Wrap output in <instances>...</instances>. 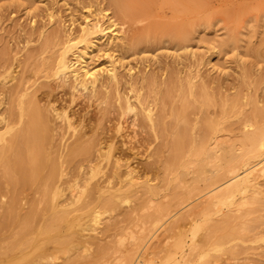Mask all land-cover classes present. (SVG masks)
<instances>
[{
    "label": "rangeland",
    "instance_id": "obj_1",
    "mask_svg": "<svg viewBox=\"0 0 264 264\" xmlns=\"http://www.w3.org/2000/svg\"><path fill=\"white\" fill-rule=\"evenodd\" d=\"M112 1L0 0V88L11 85L12 79L16 76L17 78L15 79L21 77L27 79L28 86H31L33 90L37 87L39 89V84L45 83L48 85L39 90L38 93L44 89L50 91L51 87L49 84L55 83V76L52 73L50 76L45 75L39 71V67L49 59L50 61L55 59L57 53L63 47V41L67 33L76 35L79 32L81 24L84 21L90 20L93 16L100 18L101 23L107 18H111V20L116 19L117 27H114H125L128 36L135 32L150 37L151 42L149 44L144 41L133 49L126 51L127 53H122L123 55L118 51H115L113 54L119 58L124 56L122 62L127 65V69L132 68L133 75L135 74V77L141 79V84L137 86L144 87L143 89L141 88V93L147 97V100L150 99V105L154 108L153 112L163 118L165 116V121L174 122L182 126L185 124L184 119L182 116L176 117L175 115V111L178 112L182 104V98L180 97L184 96L190 101L192 100V108L187 112L189 113L187 114L188 132L194 139H200L202 134L200 126L203 125V121L213 120L214 132H211L207 137L209 140L207 145H210V148H203L199 142H196L194 143L196 147L192 146L189 149H185L182 153V158L173 166H169L162 161H155L157 164L149 162L144 158V155L146 153L153 154L154 152L152 151L157 149L161 144V140L157 138L155 131L147 128H144V131H142L141 127L138 128L136 126L137 137L141 140L137 142L138 145L135 142L139 147V149L135 150L138 152V155H136V158L123 161L124 163L122 162V166L119 167L120 175L118 174L119 177L117 178H108L115 169L111 165V162L107 161L108 158L97 161L96 158L87 160L84 157H79L75 159L76 161L59 163L55 167L57 173L54 172V176L50 181L48 180V183L44 180L43 185L40 187L41 189L36 188L37 192L30 189L20 191L22 193L17 198L18 203H16L15 207L17 206V209L23 212L28 209L31 199L34 196H38L43 187L45 188V184L50 185L47 187L48 192H51V199L47 201L48 203L42 204L44 210L42 218L33 226V231L30 235L33 237V241L26 247L18 244L14 238L13 231L6 227L4 223L7 207L14 203L11 196L13 194L12 188L7 187L5 181H2L0 184V200H2L0 201V264H45V262L46 264H214V223H226L225 217L231 213L236 218V222L245 221L248 227L252 226V229L243 230L244 226L241 223L233 222L234 226H236L234 229L236 232L239 230L241 238L234 235L227 237L219 236L215 238V243L222 244V252H227L228 250L231 252L234 248L241 247L242 251H240L236 259L231 261H237L238 264H264V183H262V181L264 182V175L260 172L261 170L255 171L258 183L248 187L246 192L243 193L244 196L241 192H235L234 196H231V200H229L233 201V203L228 201V205L222 202L218 204V199L216 198L215 207H211V212L207 209V206L213 198L210 193L207 194L209 188L205 187L204 178L202 179L201 175H198L199 170L204 169V167L200 166V162L206 161L208 169L214 166V170L220 169L222 171L226 167V158L236 155V153L240 154H237L238 158L241 157L239 162L235 163V166L238 165L236 169H239H237V172H243L248 168V165L249 167L255 166L256 168L261 165V163H258L263 155L260 157L256 156V158L250 156V153L247 152L249 147L247 138L257 133L264 136V0H135L136 4L145 5L146 8H143L144 10L138 14L137 19H126L135 25V27H132L133 30L130 31L128 30V24L122 22V25L121 20L117 19L120 15ZM179 7L185 9L181 10ZM170 25H174L172 27L173 35H176L177 29L178 31L186 30V38L179 39V37L168 35L167 29L170 28ZM138 27L139 29L137 30L136 28ZM5 57H8L10 63H12L11 70L9 69L7 72H4L2 68V62ZM71 57L73 56L71 55ZM102 60L103 57L96 60V62L99 63ZM122 71L126 72L127 70L122 69ZM174 71L179 77V81L182 80L186 84V88L184 89V94L181 92L182 87L181 90L177 89L178 93H181L180 97L177 96V93H175L177 97L173 96L176 99L174 102L175 109L177 108L173 112L171 106L161 103L162 99H160V95L163 93L164 86H161L159 81H163L168 76V73ZM149 76L155 77L157 81L159 80L156 85H148V80L143 82L144 84L142 83L143 78ZM14 82L16 80H13ZM189 82L192 83V86L195 85V95L190 92ZM129 88V83L122 82L120 86L121 93L126 94L130 92L128 91ZM201 89L206 96L198 94ZM87 93L89 92H86V95H88ZM53 96L58 99L54 104L58 112L60 111L59 113H64L67 110L68 114H73L72 109H75L76 106L66 107L65 101L59 98V96L67 97L63 94L61 88L53 91ZM218 96L221 98H217ZM219 101L220 104H218ZM231 102L232 104H230ZM225 103L226 106H224ZM203 104H206L207 107ZM158 105L164 110H161ZM7 106L6 104H2L0 109H4ZM251 106L255 110H252ZM99 107L101 108L102 105ZM109 107H107L108 111L105 112L102 119L99 116L102 115L101 111L94 105L78 110V113L73 117V128L64 127L59 130L60 134L56 137L57 144L52 149V154H56V156L64 155L66 153V146H63V144H67L75 138L76 134L72 136L74 132L79 133V131L86 130L88 131V136L100 137L107 134V132L108 134L119 135L124 130H132L130 122L136 114L138 115L139 109L121 117L113 112V108ZM258 107L261 109L259 110L260 112L258 111ZM138 108L140 107L138 106ZM197 109L199 112H197ZM159 110L161 111L159 112ZM226 110L229 111L227 112ZM194 113H196V116ZM191 118L196 121L191 120ZM108 122L110 125H108ZM232 125L235 127L240 126L241 129L234 128ZM105 127L108 128L106 129ZM119 128H121L120 133H116ZM62 130L63 132H61ZM9 135V133L4 134L5 137H9ZM141 135L143 137L147 136V138H143ZM167 136L170 137L169 135ZM148 139L150 141H147ZM143 142L145 145L140 146ZM149 144L151 145L150 148ZM146 146L148 148L147 152L145 151ZM208 151L214 157L211 156L209 158ZM122 152L129 151L125 149ZM165 153L167 155L169 151L166 150ZM129 168L132 171L131 173L128 171ZM1 170L2 167L0 166V173ZM172 171L175 172L172 173ZM102 180L105 182L103 183ZM131 180L135 184H132ZM100 182L105 186L109 185V189L121 186L125 192L130 190L129 187L131 185H134L135 191L133 193L126 192L127 197L124 196L125 198H118L114 208L96 207L95 204L98 200L99 192L93 186ZM222 182L220 180L214 183V187ZM175 184L179 185V190H182V192H190L192 195L189 196L187 194L182 198L183 201L182 199L178 200L174 191ZM75 185L77 189H75ZM60 186H62V189ZM224 186L218 189H224ZM148 187L152 189V192L148 191ZM172 187L173 190L171 189ZM175 189L178 188L176 187ZM54 191L57 193L52 198ZM216 191L217 189L214 193ZM221 192L224 193L225 189ZM68 194L70 198L74 195L73 199H70ZM68 199L70 200V204ZM71 200L74 201L71 202ZM51 201L54 205L64 209L65 217H63L56 228L42 229L47 225L48 217L51 219L49 212ZM55 201L58 202L56 203ZM87 202L93 203L92 210H90L91 207L89 208L90 211L83 209ZM188 203L190 204L187 205ZM201 203L204 205L203 207ZM137 207L140 208L137 209ZM214 209H219V212L213 214ZM193 214L194 217L192 216ZM241 215L244 216L241 217ZM157 217L163 218H161L162 220L158 224H155L152 221ZM146 220L149 222L147 223ZM242 238L244 241H242ZM226 240H232V244ZM53 241L56 243L53 244ZM228 255L226 254L225 257ZM44 258H48V261ZM43 259L44 262L42 261ZM80 259L83 260L81 261Z\"/></svg>",
    "mask_w": 264,
    "mask_h": 264
},
{
    "label": "bare ground",
    "instance_id": "obj_2",
    "mask_svg": "<svg viewBox=\"0 0 264 264\" xmlns=\"http://www.w3.org/2000/svg\"><path fill=\"white\" fill-rule=\"evenodd\" d=\"M112 3L114 5V7L117 8V11L119 12V15L121 16V17L116 16L117 19H120L121 23L123 22L124 24H128V26H129L128 30L129 31L133 30L132 27H135V25H133L134 23H131L127 20L137 19L138 14L146 8L145 5L136 4L135 0H113ZM179 8H181V7H179ZM182 9L183 8H181V10ZM123 23H122V25H123ZM116 25H117L116 19L111 20V18H107L104 22L101 23L100 18L93 16L90 20L84 21V23L81 24L79 32L76 35H74L72 33H67V36H66L65 40L63 41V45H62L63 47L57 53L55 59L53 61H50V59H49L45 64L40 65V67H39V71L43 72L45 75L50 76V74L52 73L55 76V83L49 84V86L51 87L50 91L44 89V90L40 91V93H38L39 90H41L44 87H47L48 85L45 83H42L41 85L39 84V89H37L38 88L37 87V88H35V90H33V88H31V86H28L27 79H25L24 77L15 79V78H17L16 76L12 79V82L10 81L11 85H7L5 83V85H7L8 87L3 86L2 88H0V106L2 104L3 105L6 104V106H7V104H8V106L5 107L4 109H0V166L2 167V170L0 173V184L2 181H5L6 186L12 188L13 194L11 196H12V202L14 203V204H10L9 207H7L4 223H5L6 227L10 228V230L13 231L15 240H17L18 244H20L23 247H26L27 245L32 243L33 237L30 235H31V232L33 231L32 230L33 226L36 223H38V221L42 218V213L44 211L42 208V204L47 202L49 199H51L50 198L51 192L50 193L48 192V187H47L49 184L48 185L45 184V188L43 187V190L42 191L40 190L39 195L34 196L31 199V202L29 204L28 209L23 211V212L22 211L20 212L17 209L18 208L17 206L15 207L16 203H18L17 198H19L18 197L19 194L22 193L20 191H25L27 189L36 190V188L41 189L40 187L43 185L44 180L48 183V180L50 181L52 179V177L54 176V172H56L55 167L58 166L59 163H63L64 161L65 162L66 161H69V162L74 161L76 158H79V157L80 158L84 157L87 160L88 159L91 160V158L92 159L96 158L97 161H101L103 159L108 158L107 161L111 162V165H113L115 168L112 171V173L109 175L108 178H110V179H114V177L117 178V177H119L118 174L120 172L119 167L122 166V164L124 163L123 161H129L131 158H136V155H138V152H136L135 150H137V148L139 149V147L137 146L138 145L137 142H140L141 140L137 137V130L135 128L136 126H138V128L141 127L142 131H144V128L151 129L152 131H155L157 138H159L161 140V144L157 147V149L155 151H152V152H154L153 154L152 153H149V154L146 153L144 155L145 156L144 158L147 159L149 162L162 161L169 166H173L182 158L183 151L185 149L191 148L192 146H195L194 143H196V142H199L200 146L203 148H208V147L210 148V145L209 146L207 145L208 141H209L207 139V137L211 132H214L213 120L209 119V120L203 121V125L200 126V128L202 130V134H201L200 139L197 138V139H199L198 141H197V139H194V137L189 134L188 127H187L188 126L187 125V114H189V113H187V112L189 109L192 108L191 106L193 103L191 102L192 100L190 101L187 97H184V96L180 97L179 96L181 93L180 92L178 93L177 89L181 90V87H182L181 92L184 94V89L186 88V84L182 80L179 81V79H178L179 77L177 76L175 71L172 73L171 72L168 73V76L166 78H164L163 81L161 80V82H160L158 80L159 84L161 86H164L163 87V93H162V95H160V97H161L160 99H162L161 103H163V105L168 104V106H171V109L174 112V109L176 107L174 105V102L176 101V99H175V97L173 98V96H176L175 93H177V96L182 98L181 99L182 104L180 105V103H179L180 109L178 110V112L175 111L176 112L175 115H176V117L182 116L185 124L180 126V124L170 122V121H165L164 114H163V116H164V118H163L162 116H159V114H156L153 112L154 108H152L150 105V103H151L149 101L150 99L147 100V97H145V95H143L141 93V91H142L141 88L143 89L144 87L143 86H141V87L137 86L138 84H141V79H139L138 77H135L134 76L135 74L133 75L132 68L127 69V65H125L122 62V59H124V56L119 58L118 56L113 54L115 51H118L121 54L125 53L126 51L133 49L135 46H138L139 44H141L144 41H146L149 44V42H151L150 37L144 36L140 33L137 34L135 32H134V34H131L130 36H128L126 34L127 29H125V27H122L119 24L122 28L121 27L116 28L117 27ZM114 26H116V27H114ZM154 27H156V26L154 25ZM172 27H174V25H170V28L167 29L168 35H170L172 37H179V39L186 38V36H187L186 30L178 31V29H177L176 35H173ZM175 27H177V26L175 25ZM136 29L138 30L139 27ZM122 33H123V35H121ZM30 53H31V51H30ZM71 55L73 57H71ZM101 57H103V60L101 62L97 63L96 60H98ZM39 59H40V57H39ZM20 60H22V59H20ZM33 62H32V64H33ZM2 63L1 64H2V68L4 69V72H7L12 67V63H10V59H8V57H5ZM23 67H24V65H23ZM31 69H32V66H31ZM122 69H125L127 71L123 72ZM16 70H18V69H16ZM35 78H36V76H35ZM124 79H125V81H124ZM13 80H16V82L13 83ZM145 81H147L148 85L149 84L156 85V83L158 82L157 79L153 76H149L146 78L144 77L142 83ZM122 82H126V83L130 84V88L128 91H130L132 93H130V92H127L126 94L121 93L120 86H121ZM162 84H164V85H162ZM194 86H192V83L189 82V89H190V92L193 93V95H195V91H196V90H194ZM197 87H198V85H197ZM57 88H61L63 91V94L67 96V97L64 96L65 98L59 96V98H61L62 101H65L66 107L70 108V107L76 106L75 109H72L73 114L72 113H71V115L68 114L67 110L64 113H59L60 111L58 112V109L56 108V106L54 104V103H56V101L58 99L53 96V91L57 90ZM127 88H128V86H127ZM158 88H159V86H158ZM126 91H127V89H126ZM86 92H89V93H87L88 95H86ZM122 92H123V90H122ZM160 92H161V90H160ZM187 92H189V91H187ZM155 93H156V91H155ZM150 94H151V92H150ZM198 94L200 96H203V95L206 96V94L204 93V91H202V89ZM158 95H159V93H158ZM219 97L220 96H218L217 98H219ZM195 100H197V99H195ZM200 100H201V98H200ZM197 101H199V100H197ZM229 101H230V99H229ZM223 102H224V100H223ZM255 103H256V101H255ZM104 104H105V106H104ZM218 104H220V101L218 102ZM230 104H232V102ZM93 105L95 107H98L99 111H101L102 115H99L100 119H102L103 118L102 116H104L105 112L108 111V108H107L108 106H110L109 108H113V112H115V114H117L121 117L128 115L130 112L136 111L139 109L138 115L134 112L136 115H135L134 119L132 118V121L130 122L131 124L129 123L132 130L127 129V130H124L120 133L121 128H119V130H117V132H116V133H120L119 135H112V134H108V132H107V134L100 136V137H93V136L90 137V136H88V131H86V130L79 131V133L74 132L72 136H74L76 134L75 138L71 142L68 141L69 143L63 144V146H66V153L64 155L61 154V155H57V156H56V154H52L53 153L52 149H54V147L57 144L56 137L60 134L59 130L61 128L63 129L64 127H69V128L72 127L73 128V126H72L73 117H74V115H76L78 113V110L84 109L86 106L89 107V106H93ZM101 105H102V107L100 108L99 106H101ZM160 105H158V107H160ZM203 105L206 106V104H203ZM222 105H223V103H222ZM138 106L140 108H138ZM224 106H226V103ZM161 107H162V105H161ZM206 107H205V109L208 110ZM219 107H220V105H219ZM251 107L253 108V106H251ZM210 108H211V106H210ZM161 110H164V109L161 108ZM161 110H159V112ZM165 110H166V108H165ZM252 110H255V108H253ZM259 110H261V109H259V107H258V111ZM197 112H199L198 109H197ZM91 113H93V112H91ZM214 113H215V111H214ZM194 114L196 116V113H194ZM252 114H254V113H252ZM192 115H191V117L194 118V116H192ZM85 116H86V114H85ZM99 116H97V117H99ZM173 117H175V116L173 115ZM212 117H213V115H212ZM260 117H261V115H260ZM177 120H178V118H177ZM191 120H193V119L191 118ZM244 120H246V119H244ZM248 123H250V122H248ZM105 124H104V126H105ZM254 124H255V122H254ZM108 125H110L109 122H108ZM228 126L230 127V125H228ZM124 127H125V124H124ZM232 127L241 129L240 126L235 127L232 125ZM94 128L96 129L95 125H94ZM226 129H229V128H226ZM70 130H73V129H70ZM222 130H221V132H222ZM109 131H110V129H109ZM196 131H198V130H196ZM61 132H63V130ZM6 133L10 134L9 137L4 136V134H6ZM167 135H169L170 137H168ZM141 137H143V136L141 135ZM145 137L147 138V136H145ZM145 137H143V138H145ZM218 138H219V136H218ZM227 139H229V138H227ZM160 140H159V142H160ZM147 141H150V140L148 139ZM151 141H153V140H151ZM60 142H61V139H60ZM135 142L137 145L135 144ZM144 142L141 143L140 146H144L145 143H147V142H145V143ZM247 142H248V146H249L247 152L250 153V156L260 157L263 155V157L260 159V162L258 163V164L261 163V165L257 168L255 166L249 167V165L247 164L248 168H246L243 172H237L239 169L238 168H237L238 170L236 169V167L238 165L235 166V163L239 162V159L241 158V157L238 158V156H237L238 153H236V155L229 156V158L228 157L226 158L227 159L226 165H225L226 167H224L222 169V171H220V169L214 170V166H212L211 169H208L206 161L200 162V166L204 167V169L203 168L200 169L198 175H201L200 177L202 179L204 178L203 179L204 185L206 188H209L208 191L206 190L207 194L210 193L211 197L213 198V200L207 206V209L210 210V212L212 209L211 207H213L217 201V200H215L216 198L218 199V201H217L218 204H219V202L226 203V204L229 202L233 203V201H229V200H231V196H234L235 192L238 191V192H241L243 194L244 192H246L248 187H250L253 184L258 183L257 178L255 177V171L256 170H258V169L261 170L260 172H262L264 175V136L260 135V133L252 134L249 138H247ZM147 146H146L145 151L148 150ZM150 146L151 145L149 144V148H150ZM223 147H224V145H223ZM57 149H58V146H57ZM125 149L128 150L129 152H122ZM152 149L154 150V148H152ZM236 149H238V148H236ZM239 149H241V148L239 147ZM166 150L169 151V153L167 155H166V153L164 154V152ZM210 151H208L209 158L211 156L214 157V155L210 154L211 153ZM212 153H214V152H212ZM222 153H223V151H222ZM140 154H141V152H140ZM231 154H232V152H231ZM241 154H244V153H241ZM191 155H192V153H191ZM206 155H207V152H206ZM238 155H240V154H238ZM250 156H249V158H250ZM96 159H95V161H96ZM134 161H136V160H134ZM207 161H209V160H207ZM219 162H220V160H219ZM149 168L151 169V167H149ZM182 169H183V167H182ZM132 170H134V169H132ZM128 171H129V173L132 172L130 168ZM145 171H146V169H145ZM167 172L170 173L169 171H167ZM174 172L175 171H172V173H174ZM260 172H258V173H260ZM181 174H182V172H181ZM185 174H187V173H185ZM104 175H105V173H104ZM161 175H162V173H161ZM126 176H129V175H126ZM59 178H61V177H59ZM53 179H55V178H53ZM261 179H262V176H261ZM83 180H84V178H83ZM220 180H222L223 182L221 184H219L218 186L214 187V183H217ZM78 181H79V179H78ZM102 182H103V180H102ZM130 182L132 183L133 181L131 180ZM53 183H54V180H53ZM103 183L100 182V183H97L93 186V188H95V190H97L99 192V197L97 198L98 200L95 204L96 207L102 206V207H108V208L113 207L114 208L116 206V201L118 198L121 199L122 197L126 196V192L127 193L128 192L133 193L135 191L134 185H131L129 187L130 190L125 192V190H122L123 188H121V186L118 188L109 189V187H108L109 185L105 186V185H103ZM183 183H181V184L183 185ZM262 183H264V182L262 181ZM77 184L79 185L78 182H77ZM132 184H135V182ZM175 185L176 186H174V191H175V196L177 197L178 200L184 198L187 194L189 196L192 195L190 192H185V191L182 192V190H179V188H180V187H178L179 185H177V184H175ZM223 185H225L224 186V189H225L224 193L221 192L224 189H218V188H221ZM128 186H129V184H128ZM61 187L62 186H60V188ZM74 187H76L75 189H77L76 185ZM176 187L178 189H175ZM206 188H204V189H206ZM171 189L173 190V187ZM216 189H217V191L214 193V191ZM6 190H7V188H6ZM201 190H203V189H201ZM37 191L38 190H36V192ZM59 191H61V190H59ZM148 191L152 192V189L148 187ZM72 192H74V191H72ZM55 193H57V192L54 191V193L52 194V198L54 197ZM71 194H70V196H71ZM75 195H77V194H75ZM80 195H81V193H80ZM243 196H244V194H243ZM68 197H69V194H68ZM72 197L71 198L69 197V198L73 199ZM141 197H143V196H141ZM77 199H78V197H77ZM0 201H2V200H0ZM72 201H74V200H71V202ZM182 201H183V199H182ZM64 202H66V201H64ZM184 202H186V201H184ZM156 203H158V202H156ZM159 203H160V201H159ZM190 203H188L187 205H189ZM69 204H70V200H69ZM92 204H91V202H87L84 205L83 209L88 210V211L92 210V207H93ZM149 204H151V203H149ZM50 205H51V207H50L49 212L51 214L50 215L51 219H50V217H48L47 225L42 229H52L54 227L56 228V226L59 225V223L62 221L63 217H65L64 216V212H65L64 209L59 208L58 206L54 205L52 201L50 202ZM201 205H202V203H201ZM230 205H232V204H230ZM7 206H8V203H7ZM203 206L204 205H202V207ZM147 207H149V206H147ZM162 207H164V206H162ZM89 208H90V210H89ZM134 208H136V207H134ZM138 208H140V207H137V209ZM75 210H76V208H75ZM78 210H80V209H78ZM156 210H157V208H156ZM247 210H248V208H247ZM198 211H200V210H198ZM201 211H203V210H201ZM156 212L158 213V211H156ZM218 212H219V209H214L213 214H217ZM259 212H261V211H259ZM150 213L152 214V212H150ZM66 214H67V212H66ZM252 214H253V212H252ZM67 215H66V217H68ZM196 215H198V214H196ZM234 215H235V213H234ZM244 215H241V217H243ZM262 215H263V213H262ZM161 216H162V214H161ZM192 216L194 217V214ZM192 216H191V219H192ZM161 218H163V217H157L152 222L153 223L155 222V224H158L162 220ZM188 218H190V217L188 216ZM109 221H110V219H109ZM225 221H226V223H223V224L222 223H217V224L214 223V264H238L237 261H236L237 262L236 263L235 261H231V260L237 258V255H239L240 251H242L241 247L240 246L238 248L236 247V248H234V250H231V252L229 250L227 252H222V249H223L221 247L222 244L215 243V238L219 237V236L220 237H222V236L227 237V236H231V235L238 236V238H241L239 236V234H240L239 230H237V232L235 231L234 227H236V226H234L235 224L233 222L239 223V224L241 223L244 226L243 230H245V229L251 230L252 226L248 227L246 225L247 222H245V221L236 222V218L233 217L232 213L226 215ZM146 222H147V220H146ZM93 223H94V221H93ZM130 223H131V221H130ZM261 223H262V221H261ZM143 224H144V222H143ZM219 233H221V235H219ZM41 235H43V234H41ZM62 238H64V237H62ZM2 239H4V238H2ZM231 241L232 240L227 241V242L231 243ZM242 241H244V239ZM55 243L56 242L53 241V244H55ZM62 245H64V244L62 243ZM10 248H12V247H10ZM50 251H51V249H50ZM84 254H86V253H84ZM226 254H229V255L225 257ZM43 256H45V255H43ZM85 256H87V255H85ZM78 257H79V255H78ZM44 259H46V258H44ZM44 259L42 260L43 262H44ZM70 259H71V257H70ZM45 264H46V262H45Z\"/></svg>",
    "mask_w": 264,
    "mask_h": 264
}]
</instances>
